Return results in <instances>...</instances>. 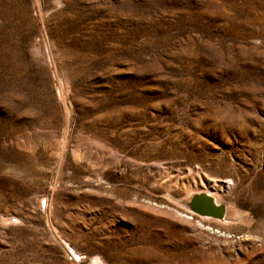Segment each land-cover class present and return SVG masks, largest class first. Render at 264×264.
I'll list each match as a JSON object with an SVG mask.
<instances>
[{"label":"rangeland","instance_id":"rangeland-1","mask_svg":"<svg viewBox=\"0 0 264 264\" xmlns=\"http://www.w3.org/2000/svg\"><path fill=\"white\" fill-rule=\"evenodd\" d=\"M0 264H264V0H0Z\"/></svg>","mask_w":264,"mask_h":264},{"label":"water","instance_id":"water-1","mask_svg":"<svg viewBox=\"0 0 264 264\" xmlns=\"http://www.w3.org/2000/svg\"><path fill=\"white\" fill-rule=\"evenodd\" d=\"M188 208L199 215L222 218L225 214V206L205 192L195 193L188 202Z\"/></svg>","mask_w":264,"mask_h":264},{"label":"bare ground","instance_id":"bare-ground-1","mask_svg":"<svg viewBox=\"0 0 264 264\" xmlns=\"http://www.w3.org/2000/svg\"><path fill=\"white\" fill-rule=\"evenodd\" d=\"M199 192H205V193H208L209 195H211L214 200L218 203H221L225 206V214L223 215L222 218H219V217H214V216H207V215H199L200 217H202L204 220H207V221H213V222H219V223H226L228 222L229 220L233 219V218H230L229 216L226 215V210H227V206L228 204L221 201V199L219 198V195H217L215 192L211 191V190H198V191H194V192H189V193H186L184 196V199L180 200L179 203L182 207H184L185 210H188L189 211V208H188V202L190 200V198L195 194V193H199ZM235 220V219H234ZM215 224V223H213Z\"/></svg>","mask_w":264,"mask_h":264}]
</instances>
